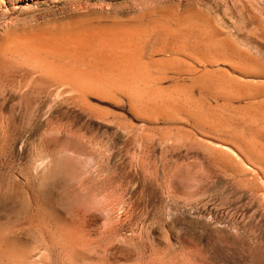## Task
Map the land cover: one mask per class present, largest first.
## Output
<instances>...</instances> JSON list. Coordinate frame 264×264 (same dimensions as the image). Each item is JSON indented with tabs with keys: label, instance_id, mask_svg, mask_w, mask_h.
<instances>
[{
	"label": "rangeland",
	"instance_id": "1",
	"mask_svg": "<svg viewBox=\"0 0 264 264\" xmlns=\"http://www.w3.org/2000/svg\"><path fill=\"white\" fill-rule=\"evenodd\" d=\"M0 190L20 264H264V0H0Z\"/></svg>",
	"mask_w": 264,
	"mask_h": 264
},
{
	"label": "bare ground",
	"instance_id": "2",
	"mask_svg": "<svg viewBox=\"0 0 264 264\" xmlns=\"http://www.w3.org/2000/svg\"><path fill=\"white\" fill-rule=\"evenodd\" d=\"M68 29V28H67ZM89 30V29H88ZM75 31H76V29H75ZM74 31V32H75ZM131 32V31H130ZM69 33V32H68ZM133 33V32H132ZM65 35V34H64ZM63 35V36H64ZM77 35V34H76ZM82 35V34H81ZM69 37V36H68ZM70 38V37H69ZM45 39V38H44ZM62 39V38H61ZM99 40V39H98ZM11 41V40H10ZM16 41V40H15ZM61 41V40H60ZM18 42V41H17ZM62 42H64V40L62 41ZM135 42V41H134ZM9 43V42H8ZM16 43V42H15ZM11 45H13V44H11ZM99 45V44H98ZM44 46V45H43ZM107 46V45H106ZM23 47V46H22ZM64 48V47H63ZM77 48V47H76ZM18 49V48H17ZM21 50V49H20ZM18 51V50H17ZM112 51V50H111ZM73 53V52H72ZM81 53V51L79 52V54ZM83 53V52H82ZM84 54V53H83ZM15 55V54H14ZM81 55V54H80ZM79 55V56H80ZM139 55V54H138ZM3 56V55H2ZM8 56V55H7ZM76 56V55H75ZM78 56V57H79ZM126 56V55H125ZM19 57V56H18ZM78 57H76V58H78ZM81 57V56H80ZM23 58V57H22ZM83 58V57H82ZM105 58H106V56H105ZM80 59V58H79ZM104 58H102V60H103ZM114 59V58H113ZM124 59V58H123ZM30 60V59H29ZM115 60H116V58H115ZM125 60V59H124ZM124 60H122L123 62H124ZM2 61V60H1ZM105 61V60H104ZM113 61V60H112ZM111 60H110V63L112 62ZM119 61H121V60H119V58H118V62ZM125 61H127V60H125ZM129 61V60H128ZM4 62V61H3ZM7 62V61H6ZM29 62V61H28ZM117 62V63H118ZM109 63V62H108ZM128 63V62H127ZM19 64V63H18ZM22 64H23V62H22ZM25 64V63H24ZM71 64V63H70ZM114 64V63H113ZM124 64H125V62H124ZM123 64V65H124ZM129 64V63H128ZM106 65H107V63H106ZM111 65V64H110ZM133 65V64H132ZM8 66H10V65H8ZM14 66V65H13ZM91 66V65H90ZM108 66V65H107ZM117 66L119 67V65L117 64ZM121 66V65H120ZM125 66H127V67H125L124 68V66H123V68L122 69H126V68H128V65H125ZM12 67V66H11ZM14 67H16V66H14ZM20 67V66H19ZM18 67V68H19ZM31 67V66H30ZM29 67V68H30ZM39 67V66H38ZM111 67H113V65L111 66ZM116 67V66H115ZM114 67V68H115ZM69 68V67H68ZM109 68V67H108ZM55 69V68H54ZM105 69V68H104ZM110 69V68H109ZM116 69V68H115ZM121 69V70H122ZM134 69V68H133ZM44 70V69H43ZM46 70V69H45ZM112 70V69H111ZM120 70V69H119ZM128 70H129V68H128ZM65 72V71H64ZM68 72H69V70H68ZM79 72V71H78ZM77 72V73H78ZM101 72H102V70H101ZM107 72V71H106ZM110 72V71H109ZM128 72H130V71H128ZM42 73V72H41ZM59 73V72H58ZM73 73V72H72ZM77 73H74L73 75L74 76H77ZM85 73V72H84ZM91 73V72H90ZM102 73H105L104 71L102 72ZM119 73V72H118ZM68 74V73H67ZM97 74V73H96ZM95 74V75H96ZM106 74V73H105ZM114 74V73H113ZM120 74V73H119ZM126 74H128V73H126ZM134 74V73H133ZM46 75V74H45ZM79 75V74H78ZM86 75H88V74H86ZM90 75V74H89ZM102 75V74H101ZM67 76V75H66ZM71 76V75H70ZM124 76V75H123ZM55 77H57V76H55ZM80 77V76H79ZM132 77V76H131ZM138 77V76H137ZM45 78V77H44ZM62 78V77H61ZM60 78V79H61ZM68 79H70V77H67ZM78 78V77H77ZM149 78V77H148ZM42 79V78H41ZM47 79V78H46ZM125 79V78H124ZM67 80V79H66ZM73 80H74V78H73ZM77 80V79H76ZM76 80H74L75 82H76ZM78 80H79V78H78ZM91 80V79H90ZM109 80V79H108ZM43 81H45V82H48L47 80H43ZM105 81V80H104ZM112 81V80H111ZM44 82V83H45ZM72 82V81H71ZM85 82V81H84ZM99 82V81H98ZM147 82V81H146ZM68 83V82H67ZM100 83V82H99ZM98 83V84H99ZM103 83V82H102ZM116 83V82H115ZM130 83V82H129ZM128 83V84H129ZM62 84V83H61ZM72 84V83H71ZM75 84V83H74ZM78 84V83H77ZM81 84V83H80ZM2 85V84H1ZM32 85V84H31ZM66 85V84H65ZM73 85V84H72ZM76 85V84H75ZM79 85V84H78ZM74 86V85H73ZM86 86V85H85ZM88 86H90L89 84H88ZM104 86V85H103ZM110 86V85H109ZM112 86H114V85H112ZM134 86V85H133ZM137 86V85H136ZM62 87V86H61ZM76 87H77V85H76ZM75 86H74V88H76ZM79 87H81V86H79ZM87 87V86H86ZM105 87V86H104ZM103 87V88H104ZM90 88V87H89ZM110 88V87H109ZM112 88V87H111ZM120 88V87H119ZM81 89V88H80ZM113 89V88H112ZM130 89V88H129ZM67 91V90H66ZM69 91V90H68ZM104 91V90H103ZM103 91H102V93H103ZM92 92V91H91ZM94 92V91H93ZM84 93V92H83ZM109 94V93H108ZM139 94V93H138ZM111 96H112V94H111ZM81 98H82V96H81ZM156 98V97H155ZM83 99V98H82ZM139 99V98H138ZM142 99V98H141ZM154 99V98H153ZM132 101V100H131ZM85 102H86V100H85ZM84 102V103H85ZM150 103V102H149ZM86 105V104H85ZM149 106V105H148ZM153 106V105H152ZM138 107V106H137ZM92 111V110H91ZM45 165V164H44ZM1 191V190H0ZM1 196V195H0ZM38 208H37V211H38V213L39 212H42V213H40V214H43V210H42V208H40V206L38 205L37 206ZM42 210V211H41ZM3 211V210H2ZM44 215H45V213L42 215L43 217H44ZM34 217V216H33ZM42 217V219L44 220V218ZM36 219H41V216H40V218H36ZM45 222V221H42V220H32V221H30V225H32V229L34 228L35 230H44V226H46V223H45V225L43 224V223ZM34 224H36V225H34ZM42 224H43V226H42ZM4 226H7V224L5 225L4 224ZM4 226L3 225H1L0 224V264H20V262H21V260H22V258H24V256H28L27 255V251L25 250V245L22 243V245L20 244L21 242L20 241H16V240H13V239H9V235H10V233H12L13 234V232H10V231H12V230H8V229H6L7 227H5L4 228ZM13 228V227H12ZM29 228V227H28ZM16 229V228H15ZM31 229V230H32ZM17 230V229H16ZM8 231H9V233H8ZM15 232V231H14ZM17 233V232H16ZM11 234V235H12ZM14 235V234H13ZM12 237H14V236H12ZM11 237V238H12ZM20 242V243H19ZM41 244V243H40ZM27 246V245H26ZM27 248H28V246H27ZM27 250H29V249H27ZM2 258H4V260L2 259ZM29 258V257H28ZM26 259V258H25ZM24 259V260H25ZM23 260V261H24ZM28 259H26V261H27ZM22 264V263H21Z\"/></svg>",
	"mask_w": 264,
	"mask_h": 264
}]
</instances>
